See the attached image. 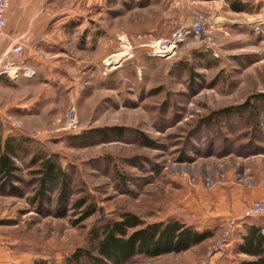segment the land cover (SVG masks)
I'll return each mask as SVG.
<instances>
[{
	"label": "rangeland",
	"instance_id": "obj_1",
	"mask_svg": "<svg viewBox=\"0 0 264 264\" xmlns=\"http://www.w3.org/2000/svg\"><path fill=\"white\" fill-rule=\"evenodd\" d=\"M46 1L51 21L32 51L41 60L25 58L37 75L0 81L4 135L33 140L17 164L16 192L0 194V264H66L78 249L93 251L94 232L125 213L211 235L188 251L126 264L252 261L239 251V218L250 205L239 211L232 201L245 175L264 189V101L254 98L264 93V9L236 14L224 0ZM200 17L203 34L187 33ZM247 102L254 112L240 108ZM39 153L70 177L66 192L57 185L38 197ZM90 205L98 212L81 221Z\"/></svg>",
	"mask_w": 264,
	"mask_h": 264
},
{
	"label": "trees",
	"instance_id": "obj_2",
	"mask_svg": "<svg viewBox=\"0 0 264 264\" xmlns=\"http://www.w3.org/2000/svg\"><path fill=\"white\" fill-rule=\"evenodd\" d=\"M231 8L235 12H245L246 10L240 2L232 3ZM3 78L0 76V81ZM9 81L11 82V80ZM254 98H256V104L260 102L259 100L264 101V93ZM240 108L254 112L253 109H249L251 108L250 102ZM240 108L236 110H240ZM232 110L234 109H225L224 113L227 114ZM84 135L92 136L89 131ZM32 144L33 140L25 134L4 135L0 121V194L16 192V184L21 180L18 175L20 168L17 164L33 152L30 148ZM32 162L39 165L35 172L39 176L38 197L43 199L46 190L57 185H60L64 192L70 187L71 179L63 171L55 156L39 153L32 157ZM86 203V201L80 202L78 208L84 207ZM97 212L95 205L88 206L81 221L91 218ZM254 220L245 227V233L239 243L240 253L252 261H245L241 264H264V231L261 225L256 223L260 218ZM94 233L93 251L78 249L66 259V264H83V261L89 264H126L138 255L158 257L182 253L201 244L211 236L209 232H196L178 221L145 225L142 220L130 213L123 214L120 221H108L98 232ZM34 264L45 263L36 261Z\"/></svg>",
	"mask_w": 264,
	"mask_h": 264
},
{
	"label": "crops",
	"instance_id": "obj_3",
	"mask_svg": "<svg viewBox=\"0 0 264 264\" xmlns=\"http://www.w3.org/2000/svg\"><path fill=\"white\" fill-rule=\"evenodd\" d=\"M223 1V0H218ZM226 6L230 9L231 4L234 2H240L243 7H245V12H235L233 9L232 11L236 14L238 13H245L254 15L262 9H264V0H224ZM46 0H12L10 8L6 13L7 17V27L5 30V42L6 48L5 51H8L11 47L20 43L24 46V56L25 58L34 56L32 54L33 46L35 41L38 37L44 36L46 33L48 24L50 23L51 19L49 17V9ZM45 9V10H44ZM37 55V53H36ZM34 56L37 60H41L40 57ZM229 171H227L228 176ZM248 179L249 177L245 175ZM245 180L243 183V190L238 194L234 193L235 198H233V205L238 206V210L241 211L246 205L247 207L254 202L263 201L264 200V189L260 185L259 182L248 181ZM228 181V180H227ZM260 187L262 190H259ZM257 188V189H256ZM258 190V191H257ZM257 191V192H256ZM256 192V194H255ZM240 193V194H239ZM243 203V208L242 207ZM255 221V220H253ZM253 221L250 219H246L242 221L239 226L241 228V236L245 233V227L251 224ZM256 223L261 225L264 231V224L260 220H257ZM241 241V240H240Z\"/></svg>",
	"mask_w": 264,
	"mask_h": 264
},
{
	"label": "built area",
	"instance_id": "obj_4",
	"mask_svg": "<svg viewBox=\"0 0 264 264\" xmlns=\"http://www.w3.org/2000/svg\"><path fill=\"white\" fill-rule=\"evenodd\" d=\"M11 1L12 0H0V45L8 24L6 13L10 8ZM204 30L203 19L200 17L196 19L187 33H191L192 31L195 36H199L203 34ZM36 75L35 68L29 65L25 59L24 46L22 44L17 43L0 57V76L8 77L12 81H18L20 79H30ZM76 120L74 111H70L68 115V125L70 127L75 126ZM256 218H264V201L252 203L239 220ZM210 261L209 258H206L200 264H210Z\"/></svg>",
	"mask_w": 264,
	"mask_h": 264
},
{
	"label": "bare ground",
	"instance_id": "obj_5",
	"mask_svg": "<svg viewBox=\"0 0 264 264\" xmlns=\"http://www.w3.org/2000/svg\"><path fill=\"white\" fill-rule=\"evenodd\" d=\"M175 45V44H174ZM171 46V45H170ZM167 47V46H166ZM173 47L174 46H172L171 48H167V51H170L171 49H173ZM162 47H160V49H161ZM124 56V54L123 53H120V54H117V55H115V56H113V57H111V62H117L119 59H121V57H123ZM109 61V60H108Z\"/></svg>",
	"mask_w": 264,
	"mask_h": 264
},
{
	"label": "water",
	"instance_id": "obj_6",
	"mask_svg": "<svg viewBox=\"0 0 264 264\" xmlns=\"http://www.w3.org/2000/svg\"><path fill=\"white\" fill-rule=\"evenodd\" d=\"M127 55V54H126ZM126 55H124V57H126Z\"/></svg>",
	"mask_w": 264,
	"mask_h": 264
}]
</instances>
